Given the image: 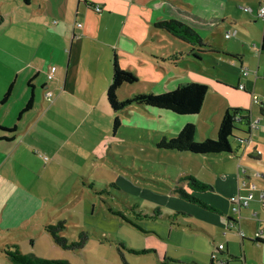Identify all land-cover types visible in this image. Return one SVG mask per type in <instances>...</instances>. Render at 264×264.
Segmentation results:
<instances>
[{
	"label": "crops",
	"instance_id": "crops-1",
	"mask_svg": "<svg viewBox=\"0 0 264 264\" xmlns=\"http://www.w3.org/2000/svg\"><path fill=\"white\" fill-rule=\"evenodd\" d=\"M247 1L30 0L26 4L24 0H0V17L4 21L3 30L0 28V125L16 124L12 132L0 130V262L10 261L2 252L5 244L16 243L20 250L23 241L33 243V233L40 231L46 207L51 203L55 204L52 208L58 206L65 197L69 203V185L76 183L82 172L76 170V163L101 155L116 133L117 130L111 133L116 115L106 97L113 54L120 68L131 70L138 79L144 77L146 93H162L179 83L198 81L212 85L207 97L217 92L227 94L215 86L223 84L231 89L220 80L211 81L195 73L173 76L174 65L177 68L184 61L198 64L199 60L190 54L181 56L177 63L166 59L193 47L152 23L176 18L200 35L220 28L218 20L224 24L226 6ZM256 1L264 7L261 0ZM240 58L242 65L244 59ZM50 68L51 79L47 75ZM254 84L252 81L247 95L256 94ZM126 85L130 84L117 89L120 100L141 87ZM239 85L248 90L240 83L234 90ZM30 98L32 103L23 112ZM228 108V102L221 107L220 121ZM257 108L261 117L256 120L249 110L256 124L264 118V107ZM220 121L207 124L211 128L206 127L205 138L217 136ZM255 130L264 137V125L240 131L242 138L237 140L245 145L241 152L240 145L236 148L232 144L230 153L202 155L214 171L200 179L214 187L209 191L212 194L202 199L218 212L202 207L200 221L179 225L184 228V236L201 237L205 242L199 250L186 243L177 255L165 250L164 254L176 264H264V236L254 237L258 229L264 231V172L252 164L262 159ZM245 155L248 160H244ZM202 168L209 171L203 165ZM249 193L252 199L234 212L235 203L230 197ZM209 243L215 247L216 260L206 258ZM219 244L222 249L217 248Z\"/></svg>",
	"mask_w": 264,
	"mask_h": 264
},
{
	"label": "rangeland",
	"instance_id": "rangeland-1",
	"mask_svg": "<svg viewBox=\"0 0 264 264\" xmlns=\"http://www.w3.org/2000/svg\"><path fill=\"white\" fill-rule=\"evenodd\" d=\"M261 2L264 5V0ZM237 3L226 6L224 24L219 20L216 22L220 28L200 32L203 42L226 47L231 52L219 50L205 53L198 64L184 61L177 68L173 63L171 67L173 76L188 77L195 73L211 81L220 80L231 89L224 88L223 84L215 86L223 88L227 94L217 92L218 95L212 98L206 95L205 105L195 115H178L136 104L115 113L120 126L110 138L106 151L91 161L76 163V170L82 172L76 183L69 185V203L65 197L58 206L52 208L55 204L51 203L49 208L46 207L41 214L40 231L33 233V243L25 240L20 244L21 253L44 259H61L70 264H176L173 258L164 254L165 250L177 255L182 247H186V243L200 249L205 241L201 237L184 236V228L179 225L185 221H200L202 207L184 197L181 191L201 200L212 193L196 190L182 177L189 174L200 180L207 177L206 172L214 171L201 154L162 149L156 144L162 137H175L187 123L195 126L194 141H202L208 129L206 127L211 128L207 124H218L220 109L227 102L231 108L250 110L253 120L261 117L257 105L250 102L251 94L247 93L251 91L254 81L255 93L264 99V52H260L264 17L256 13L261 6L256 0ZM248 6L252 8L250 13L242 9ZM228 31L231 35L226 39L224 34ZM256 51L260 52L259 57ZM237 55L243 57L242 65ZM241 68H246L248 73L243 75ZM143 83L146 80L141 77L130 84L141 87L128 97L147 92V86ZM238 83L244 84L248 90H234ZM209 88L208 91H212V85ZM209 94L212 95L211 92ZM14 125L0 126L12 128ZM257 125L263 126L264 118ZM236 128L231 143L236 148L240 145L241 152L245 145L237 139L242 138L243 132L240 133L242 129L238 126ZM255 132L262 159L252 164L264 172V137L260 131ZM244 157V160H248L247 155ZM156 211L157 217L154 216ZM59 220L65 226L59 235L69 243L78 240L80 232L87 233L83 246L68 249L53 241L45 226L57 225ZM209 244L206 247L209 249L208 261L210 254L215 252L213 244ZM0 264L13 263L4 259Z\"/></svg>",
	"mask_w": 264,
	"mask_h": 264
},
{
	"label": "trees",
	"instance_id": "trees-1",
	"mask_svg": "<svg viewBox=\"0 0 264 264\" xmlns=\"http://www.w3.org/2000/svg\"><path fill=\"white\" fill-rule=\"evenodd\" d=\"M29 1L30 0H24V3L27 4ZM1 22L2 18L0 17V24ZM152 24L154 27L164 30L181 42L190 44L191 49L193 47V50L191 51L174 52L171 56L166 58L172 60L174 63H177L179 59H181V56L185 54H190L193 56V58L201 60L202 53H205L207 50H224L220 47L212 46L203 42L196 29L179 19L170 18L156 20ZM260 52H264V30L262 32L260 41ZM236 57L241 64L240 56L237 55ZM111 65V81L106 90V97L114 113L123 110L126 106L131 104L163 109L178 115L199 114L203 107L209 86L206 83L198 81L179 83L173 89L166 90L162 93L141 92L120 100L117 96V89L119 86L124 83H135L138 78L137 75L131 70L122 69L119 67L115 54L112 56ZM8 94L9 91L4 96V98H6ZM31 103L32 98H30L28 103L25 105L23 112L30 107ZM251 124L252 121L249 110H244L242 108H228L225 110L221 118L217 136L215 138L207 137L202 141H194L195 126L192 123H187L181 129H179L175 137L169 139L162 137L156 145L158 148L162 149L187 151L201 154L203 156H216L224 153H230L232 152L231 140L234 135V131L237 130L236 127L238 126V128L241 129L245 128L249 131ZM119 126L120 123L118 117L115 116L112 124L113 132H115ZM0 130L12 132L14 131V128L7 129L0 126ZM182 178L188 180V185L191 187L194 186L198 191L207 192L214 190L212 184L197 180L193 175L188 174ZM181 194H183V196L188 200L198 203L205 209L218 212V210L199 198L189 196L183 191H181ZM158 211L154 212L155 217L159 216ZM63 228H65V226L61 220L58 221L57 225L45 226V230L50 234L53 241L63 248L73 249L74 247H81L87 241V233L82 231L78 235V240L69 243L65 237L59 235V231ZM2 251L8 256L13 264H70L69 262L61 259H44L33 254H23L19 250V247L16 243L5 244L2 248Z\"/></svg>",
	"mask_w": 264,
	"mask_h": 264
},
{
	"label": "built area",
	"instance_id": "built-area-1",
	"mask_svg": "<svg viewBox=\"0 0 264 264\" xmlns=\"http://www.w3.org/2000/svg\"><path fill=\"white\" fill-rule=\"evenodd\" d=\"M96 9H97V8H96ZM242 9H243V11H245V12H252V8H251V7H242ZM258 15L264 17V7H260V8L258 9ZM77 25L80 26L79 23H78ZM230 35H231V33L228 31V32H226V33L224 34V37H225L226 39H229ZM255 54H256V56L258 57V56H259V51H256ZM241 73H242L243 75H246V74H247V69H246V68H241ZM47 75H48V78H49V79H51V78L53 77V68L48 69V74H47ZM238 89H240V90L244 89L243 85H239V86H238ZM47 95H48V96H51V92L48 91V92H47ZM251 101H252L253 104H256V105H259V106H263V107H264V99H262V98H261L259 95H257V94H254V93L251 94ZM257 126H258V125H257L256 123H254V122L251 124V128H257ZM256 176H257V177H260L261 174L256 173ZM252 197H253L252 193H249V194H247V195H245V196H241V195H239V194H237V195H235V196H231V197H230L231 202H232V203H235V206L233 207V211H234V212H235V211H238V209L240 208V206H246V205L248 204L249 200L252 199ZM261 197L264 199V192L261 193ZM262 236H264V231H262V230H259V229H258V230L254 233V237H255V238H260V237H262ZM222 247H223L222 244H219V245L217 246L218 249H222ZM211 259H212V260H216V259H217V256H216L215 253H212V255H211ZM219 262L221 263L222 261H219Z\"/></svg>",
	"mask_w": 264,
	"mask_h": 264
}]
</instances>
